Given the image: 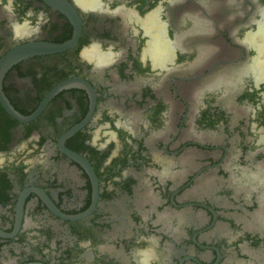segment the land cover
<instances>
[{"label":"flooded vegetation","instance_id":"obj_1","mask_svg":"<svg viewBox=\"0 0 264 264\" xmlns=\"http://www.w3.org/2000/svg\"><path fill=\"white\" fill-rule=\"evenodd\" d=\"M70 42L0 73V264H264V0H0V68Z\"/></svg>","mask_w":264,"mask_h":264},{"label":"water","instance_id":"obj_2","mask_svg":"<svg viewBox=\"0 0 264 264\" xmlns=\"http://www.w3.org/2000/svg\"><path fill=\"white\" fill-rule=\"evenodd\" d=\"M74 42H70L66 45H53V44H47V43H35V44H30L27 45L21 49H19L18 51L12 52L11 54H9L4 62L2 63V67L0 68V73L3 74L4 71L6 70V67L12 63H15L16 61H19L22 58L25 57H29V56H36V55H42V54H52V53H57L60 52L66 48H68L69 46L73 45ZM73 86V82H67L65 84H61L58 87H56L51 94L49 95V99L51 97H53L56 93H58L60 90L65 89V88H69ZM2 85L0 84V96H1V100L3 105L5 106V108L7 109V111L20 118L21 120H26L25 118H21L20 116H17V114L15 113V111L13 110V108L8 104L7 100L4 98L3 96V92H2ZM47 102V99L45 100L44 104L41 105L40 109L38 110V112L34 115L36 116L44 107L45 103ZM76 131V128L73 129L71 132L67 133L63 140L69 138L71 135H73ZM70 156H75L74 154L67 152Z\"/></svg>","mask_w":264,"mask_h":264}]
</instances>
